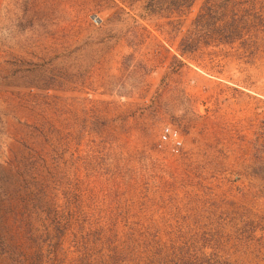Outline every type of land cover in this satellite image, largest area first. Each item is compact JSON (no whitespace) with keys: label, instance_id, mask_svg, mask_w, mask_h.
<instances>
[{"label":"rangeland","instance_id":"374dc122","mask_svg":"<svg viewBox=\"0 0 264 264\" xmlns=\"http://www.w3.org/2000/svg\"><path fill=\"white\" fill-rule=\"evenodd\" d=\"M0 264H264V0H0Z\"/></svg>","mask_w":264,"mask_h":264},{"label":"built area","instance_id":"2783aa9c","mask_svg":"<svg viewBox=\"0 0 264 264\" xmlns=\"http://www.w3.org/2000/svg\"><path fill=\"white\" fill-rule=\"evenodd\" d=\"M98 19L94 18L93 21L97 23ZM161 143L168 144L170 149L174 153H179L182 148V140L177 130L170 126H165L162 128L159 136Z\"/></svg>","mask_w":264,"mask_h":264},{"label":"trees","instance_id":"16d2710c","mask_svg":"<svg viewBox=\"0 0 264 264\" xmlns=\"http://www.w3.org/2000/svg\"><path fill=\"white\" fill-rule=\"evenodd\" d=\"M192 38V35H189L187 38H186V40H184V43H182V49L184 50V51H191L192 49L189 47V42L192 40L191 39ZM187 43H188V45H187Z\"/></svg>","mask_w":264,"mask_h":264}]
</instances>
